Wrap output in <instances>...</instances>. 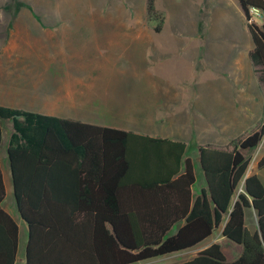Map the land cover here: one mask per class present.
I'll return each instance as SVG.
<instances>
[{"label":"trees","instance_id":"1","mask_svg":"<svg viewBox=\"0 0 264 264\" xmlns=\"http://www.w3.org/2000/svg\"><path fill=\"white\" fill-rule=\"evenodd\" d=\"M238 3L253 41L249 59L264 85V0ZM251 8L262 13L260 25ZM146 15L160 32L165 17L155 0H146ZM2 121L11 125L6 152L27 227L25 264H139L192 249L221 226L242 248L237 259L227 261L213 243L177 264H264V185L246 175L264 124L225 147H198L206 182L194 197L184 142L0 106V145ZM256 167L264 168V146ZM5 197L0 167V264H15L19 227L2 207ZM251 205L263 241L246 226Z\"/></svg>","mask_w":264,"mask_h":264},{"label":"crops","instance_id":"2","mask_svg":"<svg viewBox=\"0 0 264 264\" xmlns=\"http://www.w3.org/2000/svg\"><path fill=\"white\" fill-rule=\"evenodd\" d=\"M43 1H37V8H0V106L185 144L188 142L197 152L199 146L225 147L231 140L264 124V101L259 103V111L255 115L250 92L233 89L235 84L249 85V77L262 90L249 59L253 41L238 0L228 1L237 17L240 28L237 30L246 34V28L249 33L248 45L242 51V43L239 39L235 41L237 51L232 54V68L223 74L230 84L228 90L219 92L225 93L226 101L219 99V93L213 95L215 107H219L220 114L224 116L218 121H205L200 126L196 125L194 111L189 104L181 111V114L184 113L182 122L179 124L177 121L174 126L173 106L177 104L173 101L174 94L168 92L165 81V84L158 82V69L172 55L163 52L161 48L164 44L157 40L164 25L157 33L153 30L154 24H141L138 20L132 24L122 22L118 17L119 9L110 12L104 9L60 8V0H47L49 7H54L40 8ZM204 1L208 5L212 3L213 9H218L221 3V0ZM254 21L260 25L262 15L261 22ZM231 24L237 27L233 20ZM197 25L201 27V20ZM177 45L183 47V43ZM245 70L249 71V75L244 73L242 77L240 74ZM237 75L240 77L237 78ZM261 95L264 100L263 93ZM157 113L162 114L159 120ZM154 124L161 125L160 134L152 132L157 128L153 127ZM262 153L263 150L260 157ZM198 164L200 167L199 161ZM1 171L6 192L2 167ZM200 171L201 178L192 188L194 197L205 187L201 167ZM250 174H256L264 185V168L257 169L256 163L252 164L246 172L247 176ZM10 183L12 188L11 176ZM2 207L7 212L3 204ZM245 222L249 231L253 233L257 230L256 213L252 208L245 210ZM221 231L222 226L201 244L186 250L190 253L187 260L213 243L220 245L227 261L237 259L241 246L225 239ZM221 244L235 251L238 257L227 259Z\"/></svg>","mask_w":264,"mask_h":264},{"label":"rangeland","instance_id":"3","mask_svg":"<svg viewBox=\"0 0 264 264\" xmlns=\"http://www.w3.org/2000/svg\"><path fill=\"white\" fill-rule=\"evenodd\" d=\"M37 1L38 0H0V8H37ZM94 1L95 2L91 0H60V3H58L60 4V8L104 9L110 12L119 9L118 17L124 23L132 24L135 20H138L141 24L155 23L145 18V0ZM53 7V5L49 7L48 1L45 0L40 8L48 9ZM155 8L165 17L164 24H162L164 25L163 29L161 33H159L157 40L164 44L163 49L161 48L163 52L172 53L171 56L163 61L161 67L159 66L160 68L156 75L158 82L164 84L166 82L169 88L168 92L174 94L173 101L177 103L173 106L175 110V112H173L174 126L177 121L179 124L182 122L184 113L181 114V111L183 110V106L188 104L189 108L194 111L193 114L195 115L197 126L205 124L203 123L205 121L220 120L224 115L220 114L221 111L219 107H215V103L213 102L215 98L213 95L214 93H219L222 89L228 90V85L230 83L229 80H225L227 78L223 77V74H225L227 69L229 70V68H232V54H234V51H237V46L234 45L235 41L239 39V43H242L240 45L242 51L247 47V41L249 39L248 31L245 28L246 34H240L242 32L237 30L240 29L238 28L237 17L228 0H221L218 9H216L217 7L213 9V4L210 3L208 5L204 0H155ZM77 19L79 20L80 18ZM200 20L201 27H198L197 24ZM232 20L235 24L237 23V27L231 24ZM253 20L261 22V15L253 17ZM198 30H204V32H199ZM177 43H183V47L181 48V45L178 46ZM244 73H248L247 76L249 75L248 70H245V72H242L240 75L243 77ZM239 77L240 76L237 75V78ZM248 82L249 85L236 86L235 84L233 89L234 91H236L237 88L244 89L250 92L254 102V113L257 115L259 103L264 101L261 95V93H263L264 96V85H262L261 90L255 86L252 78L248 77L247 83ZM218 88L220 89L218 90ZM225 96V93L222 92L219 99L226 101ZM179 110L180 112L178 113ZM194 115L191 118L192 121ZM228 115H230V113ZM161 116V113H157V120H159ZM1 126L2 142L0 145V164L6 186V198L3 202V206L19 226L20 243L15 264H25L24 245L26 241V227L25 224L21 222L16 210L6 157V148L8 137L11 132V125L8 121H2ZM153 127L157 128H154L152 132L160 134L161 125L154 124ZM248 131H251V129ZM186 145V155L188 154V156L192 158L195 167L196 187L201 178V171L197 161L198 152L191 147L190 143L186 142ZM260 146L263 148L264 138L258 147ZM256 151L257 149L254 150V152ZM221 246L226 251L225 255L227 259L233 260L238 257L235 251L227 249L224 244H221ZM189 255L190 253L186 251L151 259L139 264H177L187 260Z\"/></svg>","mask_w":264,"mask_h":264},{"label":"built area","instance_id":"4","mask_svg":"<svg viewBox=\"0 0 264 264\" xmlns=\"http://www.w3.org/2000/svg\"><path fill=\"white\" fill-rule=\"evenodd\" d=\"M250 14L252 16V19H253V17L262 15V13L259 10L255 9V8H251L250 9ZM256 149H257V151L254 152V154L252 155V158H251L249 166L252 165L253 163L255 164L258 161V159L260 157V153L263 150L262 146H260V147H258Z\"/></svg>","mask_w":264,"mask_h":264},{"label":"water","instance_id":"5","mask_svg":"<svg viewBox=\"0 0 264 264\" xmlns=\"http://www.w3.org/2000/svg\"><path fill=\"white\" fill-rule=\"evenodd\" d=\"M200 167H201V163H200ZM201 170H202V167H201ZM202 172H203V170H202ZM204 179H205V177H204ZM205 182H206V181H205ZM251 208L255 211V209L253 208L252 205H251ZM19 216H20V215H19ZM256 218H257V217H256ZM257 230H258V233H259V236H260L261 240L263 241L258 223H257Z\"/></svg>","mask_w":264,"mask_h":264}]
</instances>
